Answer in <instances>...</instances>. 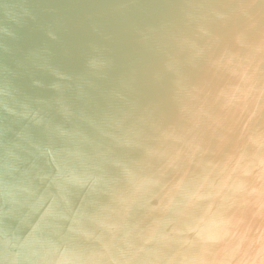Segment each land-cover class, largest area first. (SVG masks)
<instances>
[{
	"label": "water",
	"instance_id": "water-1",
	"mask_svg": "<svg viewBox=\"0 0 264 264\" xmlns=\"http://www.w3.org/2000/svg\"><path fill=\"white\" fill-rule=\"evenodd\" d=\"M0 264H264V0H0Z\"/></svg>",
	"mask_w": 264,
	"mask_h": 264
}]
</instances>
